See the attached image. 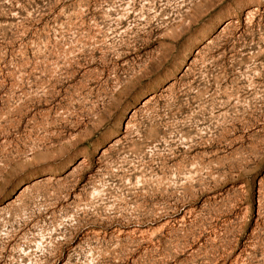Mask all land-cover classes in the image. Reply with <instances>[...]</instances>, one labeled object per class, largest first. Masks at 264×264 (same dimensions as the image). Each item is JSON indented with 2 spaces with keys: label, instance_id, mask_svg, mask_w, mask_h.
I'll return each mask as SVG.
<instances>
[{
  "label": "rangeland",
  "instance_id": "obj_1",
  "mask_svg": "<svg viewBox=\"0 0 264 264\" xmlns=\"http://www.w3.org/2000/svg\"><path fill=\"white\" fill-rule=\"evenodd\" d=\"M0 264H264V0H0Z\"/></svg>",
  "mask_w": 264,
  "mask_h": 264
}]
</instances>
